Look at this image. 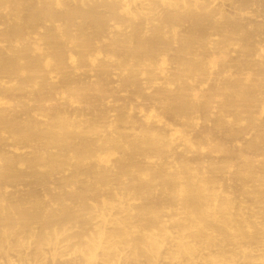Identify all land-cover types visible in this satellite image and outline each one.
<instances>
[{
    "label": "bare ground",
    "instance_id": "6f19581e",
    "mask_svg": "<svg viewBox=\"0 0 264 264\" xmlns=\"http://www.w3.org/2000/svg\"><path fill=\"white\" fill-rule=\"evenodd\" d=\"M0 264H264V0H0Z\"/></svg>",
    "mask_w": 264,
    "mask_h": 264
}]
</instances>
